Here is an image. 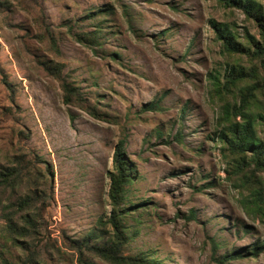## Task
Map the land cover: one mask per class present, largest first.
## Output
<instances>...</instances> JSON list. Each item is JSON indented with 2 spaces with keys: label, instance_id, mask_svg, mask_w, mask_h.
<instances>
[{
  "label": "rangeland",
  "instance_id": "obj_1",
  "mask_svg": "<svg viewBox=\"0 0 264 264\" xmlns=\"http://www.w3.org/2000/svg\"><path fill=\"white\" fill-rule=\"evenodd\" d=\"M6 1L0 10V164L24 155L37 173L46 165L54 170L37 190L44 222L35 243L42 260L114 264L91 253L80 258L65 242L107 224L108 172L124 139L137 171L126 206L143 203L125 217L131 235L125 256L146 252L157 264H264V249L256 257H226L264 243V217L247 214L239 182L228 176L221 143L213 140L222 120L209 79L223 74L231 59L210 21L241 37L255 34L241 11L219 0ZM91 33L99 44L78 38ZM58 70L97 116L65 103ZM151 102L161 110H145ZM4 224L0 209V253L19 264L25 252L12 245ZM104 233L101 242L113 236L111 224Z\"/></svg>",
  "mask_w": 264,
  "mask_h": 264
},
{
  "label": "trees",
  "instance_id": "obj_2",
  "mask_svg": "<svg viewBox=\"0 0 264 264\" xmlns=\"http://www.w3.org/2000/svg\"><path fill=\"white\" fill-rule=\"evenodd\" d=\"M18 1L33 2V0ZM219 2L228 8L241 11L247 22L253 26L255 34L247 30L241 37L227 25L210 21L216 32V38L222 45V54L231 59V62L226 63L223 74L214 73L209 79L210 97L218 103L222 120L213 140L221 143L222 158L230 167L228 176L231 179L236 177L235 181L239 182L237 188H241V200L247 214L263 218L264 186L261 180L264 178V0H219ZM6 3V0H0V10ZM108 9H100L96 14L105 15L109 12ZM91 35L92 38L88 40L82 35L78 38L85 43L99 44L96 33ZM49 39L55 51L59 52L54 37L50 36ZM55 75L61 83L66 104L80 106L97 116L95 109L86 103L78 87L62 79L59 70ZM144 109L157 111L161 110V107L157 102H151L145 105ZM69 117L71 121L75 120L70 111ZM179 142L181 143V139ZM124 147L125 140L122 139L113 156V167L108 172L112 210L107 224L112 225L113 236L101 242L106 235L104 231L107 224L103 223L101 228L89 231L81 239H68L69 243L65 242V245L69 250L77 252L80 258L85 253H91L114 264H157V261L150 258L146 252L125 256L122 251L131 236L125 217L143 204L126 206L127 187L135 180L137 171L133 162L126 158ZM13 163V165L0 164V209L5 220L4 232L13 246H20L25 252L19 264H42V262L48 264L44 259L42 260V254L35 243L44 222L41 210L37 209L36 204L43 198L37 191L38 187L46 186V181L52 180L54 170L46 165L43 174L37 173L34 163L24 155L14 157ZM19 187L25 190L23 196L19 195ZM33 207L36 212L22 215L30 208L33 210ZM20 238H24L27 243L23 245ZM262 249L264 243L254 245L251 248L252 252L245 251V248L237 249L226 257L227 259L236 256L256 257ZM0 264L17 263L0 253Z\"/></svg>",
  "mask_w": 264,
  "mask_h": 264
}]
</instances>
